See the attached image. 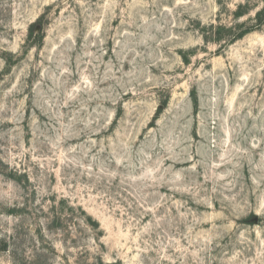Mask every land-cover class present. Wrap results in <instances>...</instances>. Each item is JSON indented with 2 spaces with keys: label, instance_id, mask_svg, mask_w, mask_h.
<instances>
[{
  "label": "rangeland",
  "instance_id": "1",
  "mask_svg": "<svg viewBox=\"0 0 264 264\" xmlns=\"http://www.w3.org/2000/svg\"><path fill=\"white\" fill-rule=\"evenodd\" d=\"M0 264H264V0H0Z\"/></svg>",
  "mask_w": 264,
  "mask_h": 264
},
{
  "label": "trees",
  "instance_id": "2",
  "mask_svg": "<svg viewBox=\"0 0 264 264\" xmlns=\"http://www.w3.org/2000/svg\"><path fill=\"white\" fill-rule=\"evenodd\" d=\"M259 16H260V13H258L257 17H259Z\"/></svg>",
  "mask_w": 264,
  "mask_h": 264
}]
</instances>
